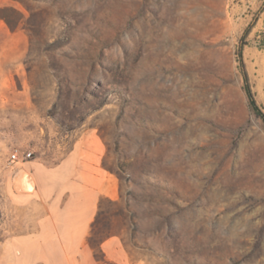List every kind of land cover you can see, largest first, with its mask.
<instances>
[{
  "label": "rangeland",
  "instance_id": "1",
  "mask_svg": "<svg viewBox=\"0 0 264 264\" xmlns=\"http://www.w3.org/2000/svg\"><path fill=\"white\" fill-rule=\"evenodd\" d=\"M262 30L264 0H0V264H264ZM77 145L87 236L28 240L20 168Z\"/></svg>",
  "mask_w": 264,
  "mask_h": 264
},
{
  "label": "crops",
  "instance_id": "2",
  "mask_svg": "<svg viewBox=\"0 0 264 264\" xmlns=\"http://www.w3.org/2000/svg\"><path fill=\"white\" fill-rule=\"evenodd\" d=\"M79 147L63 155L58 166L32 160L20 168L31 176L30 190L14 191L16 201L25 205V226L31 228L24 233L28 240L82 242L87 236L102 194L96 178L100 176L102 180L104 174L100 169L101 158L93 153L82 155ZM60 182L62 187L58 189Z\"/></svg>",
  "mask_w": 264,
  "mask_h": 264
},
{
  "label": "trees",
  "instance_id": "3",
  "mask_svg": "<svg viewBox=\"0 0 264 264\" xmlns=\"http://www.w3.org/2000/svg\"><path fill=\"white\" fill-rule=\"evenodd\" d=\"M260 38H259V41H260V46L261 47H264V30H262L259 35H258ZM245 90L247 92V95H248V98H249V104L251 106V108L253 109V111L258 115L260 116L263 120H264V111L262 110V108L259 106V104L257 103L253 93H252V90H251V87H250V84H249V81H248V76L247 74L245 73Z\"/></svg>",
  "mask_w": 264,
  "mask_h": 264
},
{
  "label": "built area",
  "instance_id": "4",
  "mask_svg": "<svg viewBox=\"0 0 264 264\" xmlns=\"http://www.w3.org/2000/svg\"><path fill=\"white\" fill-rule=\"evenodd\" d=\"M32 154H33L32 151H27V152H25V153L23 154V157L28 158V157H31ZM19 159H20L19 150L16 149V150H14V151L11 153L10 161H11V162H16V161L19 160Z\"/></svg>",
  "mask_w": 264,
  "mask_h": 264
}]
</instances>
